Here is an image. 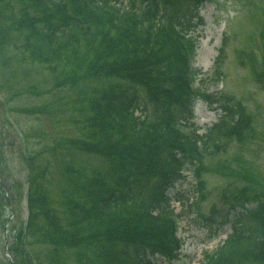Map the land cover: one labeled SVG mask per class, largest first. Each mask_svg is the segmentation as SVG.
<instances>
[{"label":"trees","instance_id":"16d2710c","mask_svg":"<svg viewBox=\"0 0 264 264\" xmlns=\"http://www.w3.org/2000/svg\"><path fill=\"white\" fill-rule=\"evenodd\" d=\"M20 1L37 15L18 21L31 29L27 38L34 36L39 56L75 57L80 77L97 75L117 81L90 104L91 139L72 142L104 157L108 168L80 183L84 192L81 200L70 204V230L38 221L39 213L50 214L46 189L37 183V176L33 179V165L27 161L29 219L9 247L11 264H40L26 252L27 234L56 247L51 256L55 264H68L62 252L79 244L94 245L96 256L80 258L76 264H151L156 254L157 258L174 257L180 247L175 216L185 209L175 212L167 188L187 162L188 167L196 165L197 176L206 150L225 148V142L241 139L247 120L244 107L223 101L219 103L223 115L202 134L193 122H187L194 96L188 62L191 34L180 27L184 25L180 18L186 15L179 14L197 10L206 0H145L142 11L137 10L136 0ZM165 6L179 16L178 24L166 25ZM36 21H42L41 29L35 28ZM135 85L146 88L154 104L153 116L142 114V102L130 90ZM202 95L209 102L218 100L214 93ZM182 125L188 128L184 131ZM236 172L247 182L256 179ZM1 173L0 163L3 210L11 205L12 195ZM243 185L231 195L245 206L234 216L224 215L231 223L230 232L213 249L202 251L199 264H264V196L259 191L251 195L249 184ZM250 200L255 202L247 205Z\"/></svg>","mask_w":264,"mask_h":264},{"label":"rangeland","instance_id":"374dc122","mask_svg":"<svg viewBox=\"0 0 264 264\" xmlns=\"http://www.w3.org/2000/svg\"><path fill=\"white\" fill-rule=\"evenodd\" d=\"M145 5V0H136L137 10L142 11ZM163 11L168 18L166 25L178 24L177 17L186 15L180 18L184 25L179 26L194 37L190 43L191 75L197 96L187 122H193L202 134L223 115L219 105L223 101L244 107L247 116L241 139L225 142V148L206 150L197 176L193 173L196 165L188 167L187 162L180 177L167 188L175 211L185 209L178 220L181 247L173 258H157L156 254L151 264H199L202 250L213 249L230 232L231 223L224 215L234 216L245 206L231 191L247 183L251 195L259 191L264 196V0H215L179 16L167 6ZM28 16H37L28 4L0 0V163L1 177L12 195L10 207L0 208V264H11L13 253L7 256L5 246H12L27 221V161L33 165V179L37 176V183L46 189L50 214L39 213L38 221H51L69 230L70 204L81 200L84 192L80 183L108 168L104 157L79 149L72 142L91 139L90 104L117 79L80 77L75 57L39 56L34 36L27 38L31 29L22 25L23 17ZM41 22L36 21L35 28L41 29ZM219 49L221 58L217 59ZM76 75V80H70ZM130 90L141 100L142 114L153 116L154 104L146 88L135 85ZM203 90L214 93L218 100L209 102L201 95ZM183 129H187L185 125ZM28 155L33 158H26ZM236 171L256 179L247 182ZM254 202L250 200L247 205ZM83 204L87 206L88 199ZM26 240V250L36 262L55 264L51 258L55 246L32 234H27ZM62 254L66 263L76 264L80 258L95 257L96 251L94 245L79 244Z\"/></svg>","mask_w":264,"mask_h":264}]
</instances>
